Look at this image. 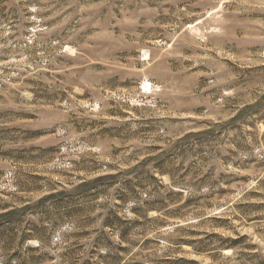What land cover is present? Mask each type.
Here are the masks:
<instances>
[{
  "label": "rangeland",
  "instance_id": "374dc122",
  "mask_svg": "<svg viewBox=\"0 0 264 264\" xmlns=\"http://www.w3.org/2000/svg\"><path fill=\"white\" fill-rule=\"evenodd\" d=\"M0 264H264V0H0Z\"/></svg>",
  "mask_w": 264,
  "mask_h": 264
},
{
  "label": "bare ground",
  "instance_id": "6f19581e",
  "mask_svg": "<svg viewBox=\"0 0 264 264\" xmlns=\"http://www.w3.org/2000/svg\"><path fill=\"white\" fill-rule=\"evenodd\" d=\"M146 85H147V86H150V84H149L148 82H146Z\"/></svg>",
  "mask_w": 264,
  "mask_h": 264
}]
</instances>
